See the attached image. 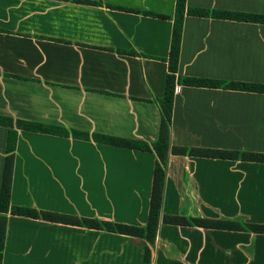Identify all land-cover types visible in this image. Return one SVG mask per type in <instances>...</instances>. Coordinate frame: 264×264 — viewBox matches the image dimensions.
<instances>
[{
  "label": "crops",
  "instance_id": "crops-1",
  "mask_svg": "<svg viewBox=\"0 0 264 264\" xmlns=\"http://www.w3.org/2000/svg\"><path fill=\"white\" fill-rule=\"evenodd\" d=\"M185 3L264 15V0ZM174 9L175 0H0V117L52 129L14 125L11 206L145 226L155 155L92 135L156 140ZM177 76L264 85V25L185 16ZM6 137L0 126V183ZM169 143L264 154V93L176 85ZM164 216L264 226V163L169 155ZM145 245L7 214L1 264H142ZM151 264H264V234L161 219Z\"/></svg>",
  "mask_w": 264,
  "mask_h": 264
},
{
  "label": "trees",
  "instance_id": "trees-1",
  "mask_svg": "<svg viewBox=\"0 0 264 264\" xmlns=\"http://www.w3.org/2000/svg\"><path fill=\"white\" fill-rule=\"evenodd\" d=\"M186 0H175V9L172 17V32L169 47L167 63V74L164 80L163 96L157 100V105L160 112V121L157 131L156 140L149 144L138 140H129L122 138H111L107 136L92 135L93 140L99 144L111 145L115 147L139 150L144 152H152L155 155L153 167L151 191L149 197V208L146 224L144 227L131 226L125 224L111 223L108 221H98L95 219L77 218L72 216L60 215L50 212L37 211L32 208L17 207L10 205V189L11 175L13 167V152L17 133L13 129L14 125L17 129L26 130L29 132L48 133L51 128L29 122L16 121L13 123L9 119L0 117V126L7 128V137L5 144L6 156L3 162L1 183H0V264L2 259V251L5 239L6 215L39 219L50 223H60L70 226L84 227L87 229L103 231L107 233H115L128 236L131 238L142 239L146 242L142 264H151V249L154 245L157 228L160 220L169 225L174 226H194L199 228H208L226 231H245L256 234H264V226L257 224H239L225 220H206L201 218H185L179 216H164L161 217V207L163 200V191L165 185L166 167L169 155L192 156L201 158H215L225 160H241L245 162L264 163V154L252 152H236L227 150H213L205 148H185L171 147L169 143V128L173 107V96L176 85L197 87V88H222L225 90H235L243 92L264 93L263 84L230 82L223 83L221 81L177 76V65L179 58L181 32L183 19L185 16L194 17H213L215 19L232 20L249 22L264 25V15L247 14L226 11H209L205 9H197L187 7ZM136 12V11H135ZM146 15H154L146 13ZM155 17L163 16L154 15ZM133 54V53H129ZM64 134L67 132L60 131ZM76 136V133L73 132ZM82 138H87L86 134H78Z\"/></svg>",
  "mask_w": 264,
  "mask_h": 264
}]
</instances>
